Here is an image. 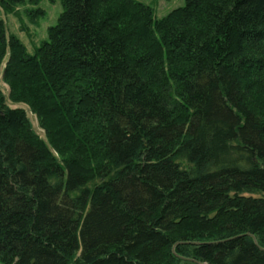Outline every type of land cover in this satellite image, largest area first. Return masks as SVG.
<instances>
[{
    "label": "trees",
    "instance_id": "1",
    "mask_svg": "<svg viewBox=\"0 0 264 264\" xmlns=\"http://www.w3.org/2000/svg\"><path fill=\"white\" fill-rule=\"evenodd\" d=\"M62 2L0 29V264H264V0Z\"/></svg>",
    "mask_w": 264,
    "mask_h": 264
},
{
    "label": "rangeland",
    "instance_id": "2",
    "mask_svg": "<svg viewBox=\"0 0 264 264\" xmlns=\"http://www.w3.org/2000/svg\"><path fill=\"white\" fill-rule=\"evenodd\" d=\"M139 3L150 6L154 11L155 18H162L176 8L185 5L186 0H136ZM63 11L62 0H23L14 4L12 9L3 6L0 0V29L3 28L6 39L14 35L24 43L28 52L33 54L35 49L48 37L50 27L55 25L58 17ZM2 62L1 68L6 65L8 52ZM0 91L5 98V104L10 109H26L28 117L33 123L37 134L44 140H48L43 128L38 123L37 116L28 108L26 103L17 102L11 98V88L4 80L3 73H0ZM50 152L59 160H62V153L50 146ZM186 264V263H179Z\"/></svg>",
    "mask_w": 264,
    "mask_h": 264
},
{
    "label": "water",
    "instance_id": "3",
    "mask_svg": "<svg viewBox=\"0 0 264 264\" xmlns=\"http://www.w3.org/2000/svg\"><path fill=\"white\" fill-rule=\"evenodd\" d=\"M256 240V239H255Z\"/></svg>",
    "mask_w": 264,
    "mask_h": 264
}]
</instances>
